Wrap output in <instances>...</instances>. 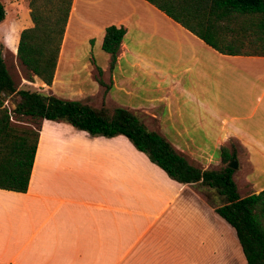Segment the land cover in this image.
Returning a JSON list of instances; mask_svg holds the SVG:
<instances>
[{
  "label": "crops",
  "instance_id": "obj_1",
  "mask_svg": "<svg viewBox=\"0 0 264 264\" xmlns=\"http://www.w3.org/2000/svg\"><path fill=\"white\" fill-rule=\"evenodd\" d=\"M20 1L22 20L5 31H17L14 56L19 30L31 26L28 0ZM109 25L124 29L112 70L100 48ZM88 41L80 54L86 78L96 81L98 67L115 90L156 92L145 105L126 106L150 116L155 126L141 122L147 129L163 132L196 163L211 154L194 129L212 135L217 149L232 141L238 195L264 189V56L218 53L146 0H71L52 81L32 75L37 90L58 96L60 50L70 81L73 58ZM94 86L80 85V97L103 92ZM37 132L26 190L0 189V264L244 263L231 227L197 182L171 180L122 135H89L45 119Z\"/></svg>",
  "mask_w": 264,
  "mask_h": 264
},
{
  "label": "trees",
  "instance_id": "obj_2",
  "mask_svg": "<svg viewBox=\"0 0 264 264\" xmlns=\"http://www.w3.org/2000/svg\"><path fill=\"white\" fill-rule=\"evenodd\" d=\"M146 1L218 53L264 56V0ZM70 2L27 1L31 26L19 30L15 49L27 80L34 75L50 85ZM3 18L4 7L0 2V22ZM123 34L122 27L104 28L100 48L108 54V70L114 67ZM95 68L100 74V69ZM96 81L105 92L109 84L99 78ZM43 119L66 122L90 135H122L171 180L199 183L208 195L217 197L219 203L214 212L233 230L243 264H264V189L257 194L238 195L231 177L233 169L227 166L235 158L232 141L217 149L221 167L200 169L162 134L147 129L125 108L110 109L36 89H17L0 53V189L26 190L37 131Z\"/></svg>",
  "mask_w": 264,
  "mask_h": 264
},
{
  "label": "rangeland",
  "instance_id": "obj_3",
  "mask_svg": "<svg viewBox=\"0 0 264 264\" xmlns=\"http://www.w3.org/2000/svg\"><path fill=\"white\" fill-rule=\"evenodd\" d=\"M0 2L2 3V5L4 7V18L0 24V50L2 51V57H3V61L5 63V66L8 70V73L10 74L12 80L14 81V84L16 85L17 89L18 88H27V89H36L37 90L39 88L38 83H36L32 77L30 78V80H27L25 78L23 68L20 66L16 57L11 52L14 49L13 48L14 47V35H16L17 31L15 29H11L10 33L5 32L7 30V25L9 22H11V21H15V22L20 21L21 22L22 17L24 15V13H22V12L26 6V2L20 1V0H0ZM4 41L8 47L7 49L5 48ZM63 41H65V37H64ZM88 44H89V41L86 43H82L79 46L80 48H78L79 52L75 55V58H73L72 65L70 66V68L67 72V74L71 75L70 81H67V80L65 81L63 79V76H62L63 64H62L61 60L63 57V49L60 50V54H59V56H60L59 60L60 61L57 62V66H59V70H58L59 73L57 71L56 82L54 85L55 86L54 90L58 94V96H61V98H64V99L80 100V101L89 103V104L94 105V106L104 105V106L111 109L113 107H122V108H125L126 106L130 107V106H133L134 104H136L137 102H141L142 104L145 105L146 103L143 102L144 98L145 97L147 98V97L154 95L156 93V92L144 90L141 87L140 89H135V90L132 89L131 94H127L124 90L118 91V90H115L114 88H111L109 85L106 92L101 93L98 91V92L93 93L89 97L81 98L79 95L80 85H84V84H86V85L93 84V86L95 84L97 85V81H93V80H91V78H86V75L88 74L87 69L81 64L82 59L80 57V54H83L86 52L85 50L88 47ZM98 51H100L99 48H98ZM102 53L104 54V52H102ZM96 58H97L98 62L102 61V58L99 55L96 56ZM97 76H98L97 73H93V77L95 78V80L99 77V79L102 80L104 82V84H108V80L106 78V75L102 74L98 77ZM140 77H141V74H140ZM81 78H83L85 80H83V81L79 80ZM133 85H135V84L133 83ZM103 90L104 89L101 88V91H103ZM127 108L128 107H126V109ZM131 112L133 113V111H131ZM133 114L137 118L138 121H140V122L146 121L150 126H155V124L153 125L150 122L151 121L150 116L145 115L144 113H140V112H137V113L135 112ZM187 120L191 121V118L188 116ZM174 124H176V123H174ZM171 125L174 126L173 124H171ZM156 131H158V130H156ZM172 132H173V130H172ZM188 132H191V131H188ZM192 132L195 133L196 136L198 137L199 141L203 143V149H205L204 151L211 154V160H210V157L207 156V160L205 159V160H202V161L196 163L195 160L190 155L188 156L184 152H180L176 147L173 146L174 149L177 150L178 152L184 154L188 158L189 162H191L193 165L199 167L200 169H205V168L218 169L219 167H221L219 160L218 161L213 160V159H215V157L217 155L216 154L217 147H216V145L213 144L212 135H210V134L208 135L207 131L205 130L207 135L203 137L202 132H204V131L200 128H199V130L194 129ZM160 134L165 136L163 132L162 133L160 132ZM119 137L123 138V136H119ZM185 148H187L189 151H193L192 147H185ZM236 176L237 175H235L234 178L236 180V183H238V185H239V181H237ZM197 185H198L199 190L202 191V195L207 198L208 203H210L213 207L219 203L217 197L215 198V197L208 195V193L206 192V188H203L199 183ZM237 191L239 192V194H241L242 189L239 188V186H238ZM231 231L233 234L232 229H231Z\"/></svg>",
  "mask_w": 264,
  "mask_h": 264
},
{
  "label": "water",
  "instance_id": "obj_4",
  "mask_svg": "<svg viewBox=\"0 0 264 264\" xmlns=\"http://www.w3.org/2000/svg\"><path fill=\"white\" fill-rule=\"evenodd\" d=\"M227 166L231 169H234L236 167L235 165V161L233 159H231L228 163Z\"/></svg>",
  "mask_w": 264,
  "mask_h": 264
}]
</instances>
